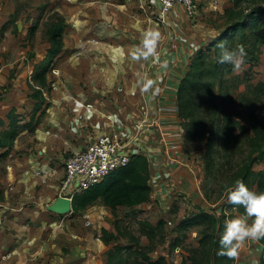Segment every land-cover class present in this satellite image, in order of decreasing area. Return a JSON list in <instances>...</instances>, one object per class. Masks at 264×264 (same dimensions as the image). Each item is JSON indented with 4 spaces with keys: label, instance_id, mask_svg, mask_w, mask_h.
I'll return each instance as SVG.
<instances>
[{
    "label": "crops",
    "instance_id": "obj_1",
    "mask_svg": "<svg viewBox=\"0 0 264 264\" xmlns=\"http://www.w3.org/2000/svg\"><path fill=\"white\" fill-rule=\"evenodd\" d=\"M182 7L183 5H176L166 16L164 39L155 47V51H161L158 62L154 61V54L145 59L150 75L148 78L154 80V85L147 92L141 89L142 78L137 74L136 59L131 62L134 65L132 73L121 62L124 57L121 54H125L124 47L114 44L115 40H104L106 37L111 39L114 33L113 24L107 30L94 33L97 22L96 25L83 23L84 18L72 16L69 17L71 26L64 29V46L55 63L59 73H51L55 76V87L54 82L50 85L49 81V88L42 90L48 106L44 102L41 106L38 105L30 85L26 83L25 73L19 72L11 77L8 71L0 68V117L4 120V124H0V135L12 124L18 131L13 143L0 147V165L3 168L5 166V169H0V176L6 179L3 181L4 185L0 183V188L3 186L4 190L0 199V211L4 215V224L0 226V264H36L32 259L36 256L25 251L31 242V231H28V227L35 224L42 227L49 223L55 226L57 220L54 214H66L65 217L77 214L72 209V198H68L65 209L55 207L58 200L67 197L61 193L60 188L68 155L84 148L103 133L125 128L135 134L136 123H141L150 115L159 101L164 102L169 109L176 104L179 84L189 60L195 51L201 49L202 44L210 40L214 28L205 17L210 11H206V15L201 17L197 10L192 17ZM210 7L214 9L212 5ZM206 8L213 10L209 6ZM96 17L104 18L102 23L98 22L101 28L103 23L110 22L112 13L108 6H102ZM174 34H178L181 40L178 48L171 49L170 38ZM80 46L84 50L83 55L73 58L72 50L81 48ZM68 49L71 54L64 55ZM47 77L49 79V73ZM155 88H159V91H154ZM23 112L27 118L23 121L17 120V117H22L20 113ZM35 115L42 116L36 118L30 136L32 145L27 150L21 137L28 130L17 128L16 124L28 123ZM173 117L176 116L172 115V111L166 110L156 123H173ZM139 136L146 145L158 144L159 131L156 127L151 132H140ZM20 148L25 150L21 151ZM163 149L162 154L156 157V162L164 165L169 174L164 180H155L154 172L158 167L156 168L153 159H149L151 198L162 203L168 199L174 202L179 199V195H183L188 203L183 202L192 212L199 205L204 206L197 177L190 170V166L174 163L165 154L167 148ZM171 154L187 161L185 144L182 149ZM263 162L258 163L261 168H257V171L264 169ZM249 188L259 191L257 183ZM162 189L164 192L169 190L167 196L156 197L154 192L163 191ZM97 204L99 210L96 213L101 217V223L106 224L109 219L104 220V214L108 212L107 214L113 216V210L100 201ZM222 204L219 205L220 208H214L217 215H244L238 210L239 205L227 202V197ZM246 219L249 223L253 220L252 217ZM39 259L42 260V257ZM233 264H264V239L245 241Z\"/></svg>",
    "mask_w": 264,
    "mask_h": 264
},
{
    "label": "rangeland",
    "instance_id": "obj_2",
    "mask_svg": "<svg viewBox=\"0 0 264 264\" xmlns=\"http://www.w3.org/2000/svg\"><path fill=\"white\" fill-rule=\"evenodd\" d=\"M199 1L198 3L197 0L198 15L202 17L206 15V11H210L205 17L214 27L210 40L202 44L203 51H207L210 43L219 35H222V41H225L229 48L238 45H243L245 49L255 47V58L250 59L246 55L241 71H233L232 65L227 63L221 86L217 84L222 93L219 102L224 97L227 108L219 106L218 112L223 108L241 123L216 124V126L220 125V131L214 135L211 145L206 139L199 137L191 139L188 134L186 135L187 161L190 170L197 177L204 199L203 204L209 208H220L219 205H223L222 202L227 197V191L233 188L231 186L235 183L233 179L237 178L236 175L240 174L251 161L252 155L258 154V151L253 149L254 144L257 142L264 147V43L254 46L252 40L244 39L239 30L231 28L234 20L242 18L247 11L264 8V0ZM211 5L214 9L210 7ZM102 6L109 7L112 17L110 22L103 23L100 28L98 22L102 23L104 18H98L96 14ZM207 6L213 10H208ZM157 9V0H0V68L8 71L11 77L19 72L25 73L26 83L30 85L31 91L41 86L34 79L35 69L47 56L51 44L48 30L52 23L58 20V15H61L65 18V27L70 25L71 16L84 18L83 23L96 25L97 22L94 33L107 30L108 26L113 24L114 33L111 39L110 37L103 39L115 40L114 44L124 47L125 54L121 56L126 58L123 57L121 62L124 68L133 73L134 65L131 62L134 59L130 53L141 44L144 34L148 31L157 32L156 46H159L164 39L165 22L156 13ZM184 10L186 12L185 7ZM262 16V13H258L253 17H246L247 26L251 25L255 18L260 19ZM76 38L79 39L80 36ZM198 51H195L193 56ZM83 53L82 47L72 50L73 58L76 59ZM66 54H71V50L68 49L64 55ZM193 56L189 61H192ZM57 58L56 56L49 71L50 85L55 78L51 73L56 67ZM136 61L138 77L142 78L141 80L147 79L150 76L147 71V61L145 62L144 58ZM48 83L41 86L42 90L49 88ZM44 103L48 106V102L44 101ZM250 106L258 114L259 121L254 124L257 130L249 123ZM20 115L22 117H17V120L23 121L27 118L25 112ZM41 116L35 115L28 123H15L17 128L28 130L21 137L27 150L32 145L30 136L36 118L39 119ZM242 125L244 127H241ZM20 150L25 149L20 148ZM208 151L211 152L208 154ZM253 166L255 169L261 168V164L258 163H254ZM0 169H5V166L3 168L0 165ZM3 181L6 179L0 176L1 185H4ZM3 191L2 186L0 199ZM154 193L157 197L158 192ZM151 197L153 196H150L148 203L131 207L121 206L119 210L112 212L113 216L103 212L104 220L109 219L106 224L101 223V217L96 213L99 210L97 202L82 212L65 217L61 223L58 221L62 216L56 214L55 226L49 223L42 227L39 224L28 227V231H31L29 232L31 242L28 243L25 251L36 256L32 258L36 264H110L107 258L108 250L113 249L118 243L125 249L121 252L120 260L116 255L113 264H152L158 263L161 257L165 258L159 264H182L183 260L192 253L191 250L198 246L199 239L203 235V226L193 225L184 228L179 225L186 215L192 213L185 205L188 200L183 195H179V199L174 202L168 199L164 203ZM197 211L198 209L195 208L194 212ZM145 221L159 226L148 234ZM104 229L107 230L105 233ZM110 233H114L117 238H111ZM108 236L110 240L105 243L104 237ZM145 255L149 260L145 259ZM41 257L42 260L39 259Z\"/></svg>",
    "mask_w": 264,
    "mask_h": 264
},
{
    "label": "trees",
    "instance_id": "obj_3",
    "mask_svg": "<svg viewBox=\"0 0 264 264\" xmlns=\"http://www.w3.org/2000/svg\"><path fill=\"white\" fill-rule=\"evenodd\" d=\"M240 1V0H238ZM253 10V9H251ZM247 11L242 18H237L232 23L233 30H239L244 39L251 41L252 45L256 46L259 43H264V8ZM232 11V9H230ZM262 13L260 19L255 18V21L247 26L246 17H253L255 14ZM57 21L52 23L48 30L50 47L46 58L42 64L35 69L34 78L41 86L48 83V73L51 70L54 59L63 49L64 40L63 32L65 29V18L58 15ZM222 41V35L216 37L211 43L207 51L200 49L188 62L187 70L183 75L177 91V104L179 108V117L183 127L184 137L188 134L191 139L199 137L211 141L214 135L220 131L219 123H241L236 120L232 113L226 111V102L223 99L219 102V96L222 94L221 80L227 63H220L217 60L219 48L217 42ZM227 46V43H226ZM230 48H235L231 46ZM246 55L250 59L255 58L254 49L246 48ZM191 60V58H190ZM53 76V75H51ZM220 78V79H219ZM220 84L217 87V84ZM34 89L33 96L38 100V105L43 104L45 98L42 95V87ZM225 109L218 112V107ZM250 122L254 129L255 123H258V114L250 106ZM0 124H4V120L0 117ZM209 126V128H207ZM241 127H244L243 125ZM257 130V128H256ZM228 132V131H227ZM17 131L14 125L0 135V147H4L13 143ZM254 150L258 154L252 155L251 161L242 169L237 178L242 179L244 183L250 187L253 184H258V190L264 191V169L257 171L254 169V163L264 161V147L262 144H254ZM211 151H208V154ZM235 177V176H234ZM151 169L148 156L143 152H138L132 155L128 165L112 171L105 176L100 182L95 185L76 192L72 196V209L74 212H82L88 206L100 201L107 207L115 211L119 206H137L150 200L152 187L150 185ZM231 186H235L233 183ZM239 211L244 213L243 206L239 205ZM197 212H192L186 215L180 222V226L186 228L193 225L203 226V235L199 239L198 246L191 250L192 253L183 260L182 264H233L235 258H230L225 255H218V235L223 230L224 221L227 218L235 217L234 213L227 215L226 213L217 215L214 208L206 209L205 206L199 205ZM56 215V214H54ZM62 216V215H58ZM148 227L147 233H152L158 225L145 221ZM107 230L104 229L105 233ZM111 238H117L114 233H110ZM110 240L109 236L104 237L105 243ZM125 249L123 245L116 243L113 249L108 250V262L115 263L114 259L118 255L121 258V252ZM165 257L158 259L159 264ZM145 259L149 257L145 255ZM119 262V261H116Z\"/></svg>",
    "mask_w": 264,
    "mask_h": 264
},
{
    "label": "built area",
    "instance_id": "obj_4",
    "mask_svg": "<svg viewBox=\"0 0 264 264\" xmlns=\"http://www.w3.org/2000/svg\"><path fill=\"white\" fill-rule=\"evenodd\" d=\"M157 4V12L162 21L166 20L167 14L176 5H183L186 8L187 14L194 17L197 13L198 5L197 0H157ZM180 40L181 38L178 34L172 35L169 47L171 49L178 48ZM160 55V49L156 50L154 53V61L156 63L158 62L157 60L160 59ZM52 73L53 75H58L59 72L57 68H53ZM54 81L55 80H53V82ZM53 85L55 87V82ZM170 107L171 109L167 108L164 102L159 101V103L155 104L150 115L144 118L141 123H136L135 134L132 132L130 133L125 128L103 133L84 148L68 155L64 163L65 175L61 183V193L72 198L74 193L95 185L112 171L128 165L132 155L138 152H143L149 159L154 160L153 163L156 168L158 167L154 172L156 173V175H154L155 180H164L169 174L164 165H160L156 162V157L162 154L164 150L163 147L167 148L165 154H168L169 158L172 159L174 163H179L187 167L189 165L188 161L178 159L171 154L173 151L183 148L185 137L179 117L177 102L174 106ZM166 110H171L172 115L176 116L172 119L173 123H156L163 113H166ZM155 127L159 131L158 144L146 145L141 141L142 137L139 136V133L151 132ZM164 189H162L163 191H159L158 195L163 197L167 196L169 190L166 189L164 192ZM65 216L66 214H63L61 220L58 222H63ZM3 224L4 215L3 212L0 211V226Z\"/></svg>",
    "mask_w": 264,
    "mask_h": 264
},
{
    "label": "clouds",
    "instance_id": "obj_5",
    "mask_svg": "<svg viewBox=\"0 0 264 264\" xmlns=\"http://www.w3.org/2000/svg\"><path fill=\"white\" fill-rule=\"evenodd\" d=\"M157 40V32H146L141 44L130 53L132 59H147L154 54ZM217 47L220 50L218 62L231 64L233 71L242 70L246 57L243 45L229 48L225 41H218ZM153 85L154 80L147 78L142 80L141 89L147 91ZM153 90L159 91V88ZM227 202L232 205H242L244 215L227 218L224 221L223 230L218 235L217 254L235 258L245 241L264 239V191L253 190L242 179H237L235 186L227 191ZM246 217H252V222L249 223Z\"/></svg>",
    "mask_w": 264,
    "mask_h": 264
},
{
    "label": "bare ground",
    "instance_id": "obj_6",
    "mask_svg": "<svg viewBox=\"0 0 264 264\" xmlns=\"http://www.w3.org/2000/svg\"><path fill=\"white\" fill-rule=\"evenodd\" d=\"M68 205V199H60L55 203V207L65 209Z\"/></svg>",
    "mask_w": 264,
    "mask_h": 264
},
{
    "label": "water",
    "instance_id": "obj_7",
    "mask_svg": "<svg viewBox=\"0 0 264 264\" xmlns=\"http://www.w3.org/2000/svg\"><path fill=\"white\" fill-rule=\"evenodd\" d=\"M64 199H68L69 197H63ZM70 199V198H69ZM59 211V210H58Z\"/></svg>",
    "mask_w": 264,
    "mask_h": 264
}]
</instances>
